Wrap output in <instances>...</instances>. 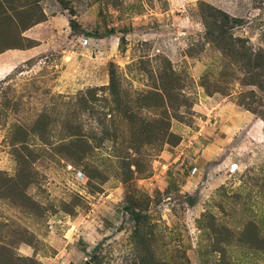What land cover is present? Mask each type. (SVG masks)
I'll use <instances>...</instances> for the list:
<instances>
[{
    "label": "rangeland",
    "instance_id": "rangeland-1",
    "mask_svg": "<svg viewBox=\"0 0 264 264\" xmlns=\"http://www.w3.org/2000/svg\"><path fill=\"white\" fill-rule=\"evenodd\" d=\"M12 60L0 264H264V0H0Z\"/></svg>",
    "mask_w": 264,
    "mask_h": 264
},
{
    "label": "trees",
    "instance_id": "trees-1",
    "mask_svg": "<svg viewBox=\"0 0 264 264\" xmlns=\"http://www.w3.org/2000/svg\"><path fill=\"white\" fill-rule=\"evenodd\" d=\"M218 12H221L222 17H221L220 22H218V17L219 16L212 15V17H211L212 23L211 24L212 25H215V26L217 25L218 26V29L212 30L211 35L213 34V37L215 39L216 38L220 39L221 37H223V39H226V34H227L228 27H229L228 22L230 21V18L231 17L229 16L228 13H226L225 11H221L220 9H219ZM232 20L235 23H237V24H239V23L242 22V19L240 17H234ZM111 76L112 77L110 78V88L113 89V87L115 88V84H116L115 83L114 72L112 73ZM252 82L254 83V82H256V80H253ZM133 216L135 217L136 222H140V214H137L136 216H135V214H133Z\"/></svg>",
    "mask_w": 264,
    "mask_h": 264
},
{
    "label": "crops",
    "instance_id": "crops-1",
    "mask_svg": "<svg viewBox=\"0 0 264 264\" xmlns=\"http://www.w3.org/2000/svg\"><path fill=\"white\" fill-rule=\"evenodd\" d=\"M41 24H45V23H41ZM39 26V25H38ZM38 26H35V27H32V28H30V38H36V37H34V31L36 30V28H38ZM39 46H33V47H31L28 51H16V52H18V53H13V52H11V53H9V55H11V56H14V54L16 55L17 54V56H19V57H24L25 55L24 54H27V53H29L30 52V57H28V58H32L33 56H34V50H36L37 48H38ZM13 54V55H12ZM12 59H13V57H12ZM14 60V59H13ZM10 61V62H6L7 64H3V65H0V71H2V70H4L5 68H13V65H14V61ZM8 68V69H9Z\"/></svg>",
    "mask_w": 264,
    "mask_h": 264
},
{
    "label": "built area",
    "instance_id": "built-area-1",
    "mask_svg": "<svg viewBox=\"0 0 264 264\" xmlns=\"http://www.w3.org/2000/svg\"><path fill=\"white\" fill-rule=\"evenodd\" d=\"M231 163H232V164H236V163H238V161H233V162H231ZM169 166H170L169 163H166V162H164V163H160V164H159V167L155 169L154 177H155V178H158V177H160L161 175L167 173L168 170H169Z\"/></svg>",
    "mask_w": 264,
    "mask_h": 264
},
{
    "label": "bare ground",
    "instance_id": "bare-ground-1",
    "mask_svg": "<svg viewBox=\"0 0 264 264\" xmlns=\"http://www.w3.org/2000/svg\"><path fill=\"white\" fill-rule=\"evenodd\" d=\"M1 73H2V72L0 71V76L2 75Z\"/></svg>",
    "mask_w": 264,
    "mask_h": 264
}]
</instances>
